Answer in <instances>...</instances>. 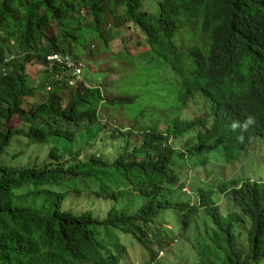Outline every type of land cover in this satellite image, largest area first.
Wrapping results in <instances>:
<instances>
[{"label":"trees","instance_id":"1","mask_svg":"<svg viewBox=\"0 0 264 264\" xmlns=\"http://www.w3.org/2000/svg\"><path fill=\"white\" fill-rule=\"evenodd\" d=\"M117 39L127 76L91 74ZM52 53L85 54L76 85ZM5 66L0 264H125L129 247L163 250L178 228L194 264H264V180L223 183L218 203L210 165L235 169L264 146V0H0ZM17 137L48 144L47 158L2 159ZM22 190L53 201L35 210ZM82 194L91 208L74 206ZM148 251L144 264H162Z\"/></svg>","mask_w":264,"mask_h":264},{"label":"rangeland","instance_id":"2","mask_svg":"<svg viewBox=\"0 0 264 264\" xmlns=\"http://www.w3.org/2000/svg\"><path fill=\"white\" fill-rule=\"evenodd\" d=\"M127 38H135L137 40V33L133 31V29H128L126 32ZM132 35V36H130ZM94 43V42H93ZM95 44V43H94ZM94 44H90V47H94ZM128 46V44H127ZM126 46V48H127ZM123 45L121 40H115L111 43V49L106 51L99 50V53L92 59L93 61L90 67V73L94 74L98 72L99 67L101 70L109 72L106 75V81H116L120 78L121 75L127 76L128 72L125 73V70H120L119 65L117 63V59L115 58V53L125 51L126 49ZM146 47H137L132 48L131 55L135 56L140 54ZM82 57L85 59V54H82ZM82 58V60H83ZM84 61V60H83ZM86 63V61H84ZM87 64V63H86ZM44 65L39 63H31L28 67V72L31 76L30 84L32 86L38 85L39 80L41 79V72ZM86 77V76H85ZM106 122V120H105ZM49 153L48 144H41L32 142L29 138L26 137H17L14 139L13 144L8 149V151L3 155L2 159H11L16 154H20L18 159H15L13 165H26L30 162H43ZM211 165V174L215 177V179L219 182H225L232 179L234 174L233 169L229 167L222 168L221 165H216L213 162H210ZM237 173L239 178H251V179H264V159L261 154L252 153L250 158L237 166ZM242 169H244V174H242ZM186 190L189 193H192V189L190 186H187ZM27 191V190H26ZM21 191V202L23 205L31 206L35 210H40L49 206L53 201V194H43L34 196L31 195L30 192ZM86 194H82V197L79 201L78 199L74 198V206L82 207L86 206L91 208L93 206H89V202L86 197ZM224 194H219L217 196L218 203L223 200ZM49 209V208H48ZM97 209L99 207L97 206ZM104 210L101 209L100 213H104ZM180 220V219H179ZM161 222L164 223L165 227L173 230L175 229L174 226L171 224V219L168 214H164L161 219ZM176 225L180 223L177 218L174 220ZM179 229V228H178ZM177 229V230H178ZM176 230V229H175ZM172 235H175V241L172 243L171 246H167L163 250L159 249L157 244L152 243L150 248L156 249L155 254H157L155 258V262H161L162 264H194L197 259V252L196 249H193L188 243L184 240L179 239L177 236L179 235V230ZM152 234L148 239H152ZM145 246V249L142 246H131L128 249L130 252L127 261L125 264H144L150 261L151 254L149 253L148 249ZM209 263V261L207 262ZM215 264V263H214Z\"/></svg>","mask_w":264,"mask_h":264},{"label":"built area","instance_id":"3","mask_svg":"<svg viewBox=\"0 0 264 264\" xmlns=\"http://www.w3.org/2000/svg\"><path fill=\"white\" fill-rule=\"evenodd\" d=\"M47 61L52 65L61 67L64 72H70V85H76L83 78L85 63L80 58H74L70 54L52 53L47 56ZM9 73V67L0 68V77Z\"/></svg>","mask_w":264,"mask_h":264},{"label":"clouds","instance_id":"4","mask_svg":"<svg viewBox=\"0 0 264 264\" xmlns=\"http://www.w3.org/2000/svg\"><path fill=\"white\" fill-rule=\"evenodd\" d=\"M191 114H192V116L195 115L193 111L191 112ZM252 149H253V153L261 154L262 157H263V159H264V146H262V144H261L260 141H258V142L252 147ZM250 156H251V154H250V155L248 154V156L245 158V161H244V162H246V161L250 158ZM244 162H242V163H244ZM242 163H241V164H242ZM239 165H240V164H239ZM237 166H238V165H237ZM237 169H238L237 167H236L235 169H233L234 174H233V176H232V179H230L229 181H232V180H234V179H241V178H243V177L239 178V175H238V173H237ZM244 172H245L244 169H242V174H244ZM211 176L214 177L213 175H211ZM214 179H215V177H214ZM248 179H251V178H248ZM251 180H253V181H257V180H264V179H251ZM229 181H225V182L219 183V182L215 179V183H214L213 188H214L216 191H218L219 193L224 194V192H222V190H221V188H220V185L223 184V183L229 182Z\"/></svg>","mask_w":264,"mask_h":264},{"label":"bare ground","instance_id":"5","mask_svg":"<svg viewBox=\"0 0 264 264\" xmlns=\"http://www.w3.org/2000/svg\"><path fill=\"white\" fill-rule=\"evenodd\" d=\"M260 59V58H259ZM224 79V78H223ZM175 148V147H174ZM136 185V184H135Z\"/></svg>","mask_w":264,"mask_h":264}]
</instances>
